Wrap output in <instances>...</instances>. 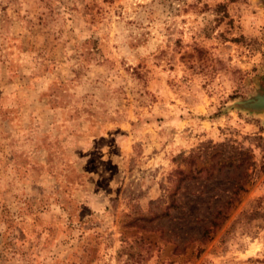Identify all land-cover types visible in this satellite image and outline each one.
Returning a JSON list of instances; mask_svg holds the SVG:
<instances>
[{"label": "rangeland", "instance_id": "374dc122", "mask_svg": "<svg viewBox=\"0 0 264 264\" xmlns=\"http://www.w3.org/2000/svg\"><path fill=\"white\" fill-rule=\"evenodd\" d=\"M264 0H0V264H264Z\"/></svg>", "mask_w": 264, "mask_h": 264}, {"label": "water", "instance_id": "95a60500", "mask_svg": "<svg viewBox=\"0 0 264 264\" xmlns=\"http://www.w3.org/2000/svg\"><path fill=\"white\" fill-rule=\"evenodd\" d=\"M231 107L249 113H258L264 116V93L256 92L244 99L235 100Z\"/></svg>", "mask_w": 264, "mask_h": 264}]
</instances>
